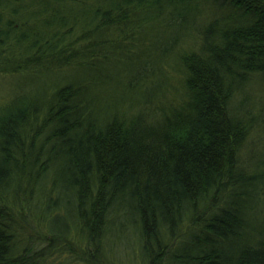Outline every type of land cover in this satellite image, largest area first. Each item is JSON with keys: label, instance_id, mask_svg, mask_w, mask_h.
Returning a JSON list of instances; mask_svg holds the SVG:
<instances>
[{"label": "trees", "instance_id": "16d2710c", "mask_svg": "<svg viewBox=\"0 0 264 264\" xmlns=\"http://www.w3.org/2000/svg\"><path fill=\"white\" fill-rule=\"evenodd\" d=\"M0 264H264V0H0Z\"/></svg>", "mask_w": 264, "mask_h": 264}]
</instances>
